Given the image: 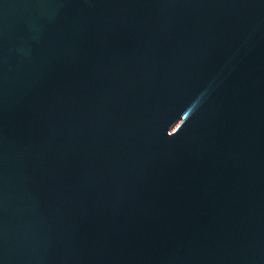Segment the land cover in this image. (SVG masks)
<instances>
[{
    "label": "water",
    "instance_id": "obj_1",
    "mask_svg": "<svg viewBox=\"0 0 264 264\" xmlns=\"http://www.w3.org/2000/svg\"><path fill=\"white\" fill-rule=\"evenodd\" d=\"M0 264H264V0H0Z\"/></svg>",
    "mask_w": 264,
    "mask_h": 264
}]
</instances>
